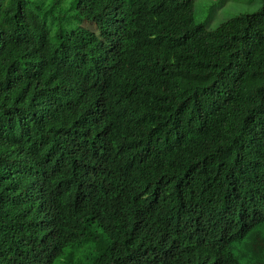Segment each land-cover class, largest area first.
Segmentation results:
<instances>
[{"label": "trees", "instance_id": "16d2710c", "mask_svg": "<svg viewBox=\"0 0 264 264\" xmlns=\"http://www.w3.org/2000/svg\"><path fill=\"white\" fill-rule=\"evenodd\" d=\"M34 2L0 0V264L94 228L83 264H264V0L215 29L194 0ZM104 5L108 37L74 25ZM27 9L58 10L43 47L4 38Z\"/></svg>", "mask_w": 264, "mask_h": 264}, {"label": "rangeland", "instance_id": "374dc122", "mask_svg": "<svg viewBox=\"0 0 264 264\" xmlns=\"http://www.w3.org/2000/svg\"><path fill=\"white\" fill-rule=\"evenodd\" d=\"M33 1V0H32ZM195 1V22L207 26V28L215 29L228 19L240 15L256 13L261 7V0H194ZM88 9L81 8L82 14H86L88 20L80 21L79 17L74 20L75 26H82L97 35H100V39L108 37L111 31V24L107 21V8L103 7L97 11L88 12ZM29 12V11H26ZM93 13H96L93 15ZM101 16H100V15ZM92 17V18H91ZM17 29L20 30L22 36L15 35L12 31L11 25L7 28L8 33L11 35L10 40L16 41L23 40L36 44L39 47L44 46L47 43L48 37L53 35L50 30L41 25V22L37 17H34L30 13H25L20 16L16 21ZM94 234L97 239H105L102 230L94 228ZM94 240L82 248L75 245L67 247L64 250V254L57 259L54 264H61V261L70 264H83L95 255V244L99 240ZM72 255L69 261L68 257Z\"/></svg>", "mask_w": 264, "mask_h": 264}, {"label": "clouds", "instance_id": "9594fccd", "mask_svg": "<svg viewBox=\"0 0 264 264\" xmlns=\"http://www.w3.org/2000/svg\"><path fill=\"white\" fill-rule=\"evenodd\" d=\"M36 2H34V0L32 1V2H34L35 4H37L38 6L40 5V7L42 8V9H45V8H47L48 6H50L52 3H59L60 5H61V2L63 3V4H65L66 6H69V5H71V3H70V1L71 0H35ZM261 6H262V3H261ZM103 7H106L107 8V16L109 17L110 16V10H109V7H108V5H104V6H101V7H98L97 9H92V8H85V7H83V6H79L78 7V13H79V18H80V20L82 19V21L85 19V21H87L88 20V18H87V16H86V14H82L81 13V11H80V9L81 8H84V9H88L87 11L88 12H91L92 10L93 11H97L98 9H100V8H103ZM260 9H261V7H260ZM26 11H29V12H26ZM58 11V10H57ZM57 11L56 12H54V14L53 15H50V16H48V17H46L45 16V14L43 15V16H41V15H39V14H35L34 12H32L31 10H29V9H27V10H25L24 12L27 14V13H30L31 15H33L34 17H37L38 19H39V21L41 22V25L42 26H44V27H46L48 30H50V32H52L53 33V30L55 29V26L57 25ZM24 12L21 14V15H23L24 14ZM96 13H93V15H95ZM21 15H19L17 18H16V20L14 21V22H12V23H9L7 26H6V28L4 29V38L6 39L7 38V40L9 41V42H27V43H32V42H28V41H23V40H18V39H16V41H11L10 40V34L8 33V31H7V28L11 25V27H12V31H13V28H14V25L16 24L17 25V23H16V21L20 18V16ZM100 15V14H99ZM101 16V15H100ZM77 16H75V18H76ZM108 17H107V21H108ZM92 18V17H91ZM46 21V22H48L50 25H51V29H49V26L44 22V20ZM18 26V25H17ZM54 27V28H53ZM80 27H82V26H80ZM82 28H84V27H82ZM84 29H86V28H84ZM112 29V28H111ZM51 33V34H52ZM14 34L16 35L17 34V36H22L21 34H20V30H18L17 29V32H14ZM51 36H49L48 37V40H49V38H50ZM48 40H47V42H48ZM32 44H34V43H32ZM43 47V46H42ZM72 258V257H71ZM71 258H70V260H71ZM69 260V261H70ZM88 262V261H87ZM68 264H70V262L68 263Z\"/></svg>", "mask_w": 264, "mask_h": 264}]
</instances>
